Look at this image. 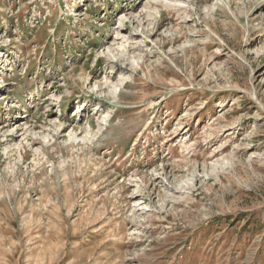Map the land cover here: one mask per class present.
I'll use <instances>...</instances> for the list:
<instances>
[{
	"label": "rangeland",
	"instance_id": "obj_1",
	"mask_svg": "<svg viewBox=\"0 0 264 264\" xmlns=\"http://www.w3.org/2000/svg\"><path fill=\"white\" fill-rule=\"evenodd\" d=\"M0 56V264H264V0H0Z\"/></svg>",
	"mask_w": 264,
	"mask_h": 264
},
{
	"label": "bare ground",
	"instance_id": "obj_2",
	"mask_svg": "<svg viewBox=\"0 0 264 264\" xmlns=\"http://www.w3.org/2000/svg\"><path fill=\"white\" fill-rule=\"evenodd\" d=\"M158 1H160V0H150V2H158ZM123 44H121L120 46H122ZM123 47H125V45L123 46ZM24 124H26V123H24ZM25 126V125H24ZM57 127L59 126V125H56ZM20 128V127H19ZM4 129V128H3ZM6 131H7V128L5 129ZM14 131H15V129H13ZM10 133H11V131H10ZM90 133V131L89 130H86V134L88 135ZM87 135H85V136H83V137H80V138H78L76 135H71L70 136V134H69V140H71V142H70V145L71 144H75V142H79V141H81V142H84V143H87L88 142V140L89 139H87ZM12 136V135H11ZM89 138V137H88ZM78 139V140H77ZM34 142V141H33ZM36 142V141H35ZM162 142H164V138L162 139ZM77 144H79V143H77ZM76 144V145H77ZM177 203V202H176Z\"/></svg>",
	"mask_w": 264,
	"mask_h": 264
}]
</instances>
